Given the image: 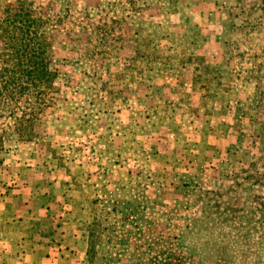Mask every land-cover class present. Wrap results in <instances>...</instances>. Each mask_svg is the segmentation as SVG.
<instances>
[{
    "label": "rangeland",
    "instance_id": "rangeland-1",
    "mask_svg": "<svg viewBox=\"0 0 264 264\" xmlns=\"http://www.w3.org/2000/svg\"><path fill=\"white\" fill-rule=\"evenodd\" d=\"M3 70L0 264H264V0H0Z\"/></svg>",
    "mask_w": 264,
    "mask_h": 264
},
{
    "label": "trees",
    "instance_id": "trees-1",
    "mask_svg": "<svg viewBox=\"0 0 264 264\" xmlns=\"http://www.w3.org/2000/svg\"><path fill=\"white\" fill-rule=\"evenodd\" d=\"M30 11H28V18L29 20V25L32 26L33 28H35L32 25V21L33 22H37L34 21V18L30 17ZM19 21V20H18ZM17 21V22H18ZM40 21V19L38 20ZM25 22V19L22 20L21 24H23ZM38 26V25H35ZM20 29L19 32L21 34V42H20V51H19V58L16 57L14 51L12 53V58L14 62H16L17 60V70L15 71H11L14 74H20L22 73V76L20 78V82L21 83V89L20 92L16 95L18 96V98H22V95H28L29 93L33 92V90H38L39 89V85H41L43 83V85H47L50 86L51 85V77L53 76L51 73H49V71L47 70V64H46V60L44 61L43 59V54H44V50L41 47V45H39L38 47H35V43L32 42L33 39H30L29 36L31 35V32L29 31V27L27 26H22L20 25ZM35 36L34 37H38L39 35L37 34V31L34 32ZM43 37V36H42ZM44 41H45V37H43ZM23 59L21 61H18V59ZM8 59V58H7ZM6 71H0V76H2ZM6 76H4V85H3V90H0L1 94H3V92H6V86L8 84V82L6 81ZM18 77L17 79H13L12 83L15 81H18ZM9 85H13V84H9ZM26 89L24 91H22V89ZM10 98H14L13 95L11 94ZM37 101L38 104H40V96L37 97ZM33 113V112H32ZM30 114V113H29ZM30 116V115H29ZM34 116V115H32Z\"/></svg>",
    "mask_w": 264,
    "mask_h": 264
},
{
    "label": "crops",
    "instance_id": "crops-1",
    "mask_svg": "<svg viewBox=\"0 0 264 264\" xmlns=\"http://www.w3.org/2000/svg\"><path fill=\"white\" fill-rule=\"evenodd\" d=\"M2 224H5V223L2 222ZM0 236H1V234H0Z\"/></svg>",
    "mask_w": 264,
    "mask_h": 264
}]
</instances>
